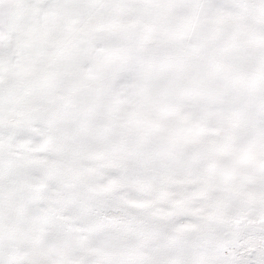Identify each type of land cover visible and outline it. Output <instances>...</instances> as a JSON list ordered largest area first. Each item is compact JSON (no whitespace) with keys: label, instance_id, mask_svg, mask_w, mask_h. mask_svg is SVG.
I'll use <instances>...</instances> for the list:
<instances>
[{"label":"snow or ice","instance_id":"6c2138e0","mask_svg":"<svg viewBox=\"0 0 264 264\" xmlns=\"http://www.w3.org/2000/svg\"><path fill=\"white\" fill-rule=\"evenodd\" d=\"M0 264H264V0H0Z\"/></svg>","mask_w":264,"mask_h":264}]
</instances>
